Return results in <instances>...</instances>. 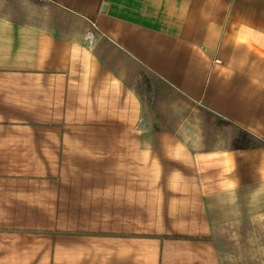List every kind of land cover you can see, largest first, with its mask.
Returning <instances> with one entry per match:
<instances>
[{"label":"crops","instance_id":"1","mask_svg":"<svg viewBox=\"0 0 264 264\" xmlns=\"http://www.w3.org/2000/svg\"><path fill=\"white\" fill-rule=\"evenodd\" d=\"M218 124L264 140V0H0V264H245Z\"/></svg>","mask_w":264,"mask_h":264},{"label":"rangeland","instance_id":"2","mask_svg":"<svg viewBox=\"0 0 264 264\" xmlns=\"http://www.w3.org/2000/svg\"><path fill=\"white\" fill-rule=\"evenodd\" d=\"M142 71H144L142 69ZM143 76H146V73H143ZM146 78H141V80H145ZM142 83L140 82L139 85ZM219 127V139L223 142L230 144L232 142V138H234V142L236 137L240 134L241 130L237 129L236 126L229 125V129L226 128L225 124H218ZM234 129V130H233ZM233 130V131H232ZM233 134V135H232ZM232 135V136H231ZM237 142V141H236ZM254 202H258L255 200ZM261 203L264 201L261 199ZM264 205H261L260 214L258 213V207L252 208V217L249 227L245 226L241 229L242 232L239 234L243 235L245 238L244 242H236L234 245L238 247L235 249V253H239L240 256H245V264H264V213L263 210ZM215 229H218V234L220 235V245L222 247V251L225 254L227 251V242L225 239V232H227L226 226L219 225ZM249 241L246 242V239ZM224 240V242H223ZM248 260V261H247ZM224 264H227L226 256H224ZM240 264H242L240 262Z\"/></svg>","mask_w":264,"mask_h":264},{"label":"trees","instance_id":"3","mask_svg":"<svg viewBox=\"0 0 264 264\" xmlns=\"http://www.w3.org/2000/svg\"><path fill=\"white\" fill-rule=\"evenodd\" d=\"M237 140L239 144L236 146V148L238 149L264 146V140L247 131H242Z\"/></svg>","mask_w":264,"mask_h":264}]
</instances>
